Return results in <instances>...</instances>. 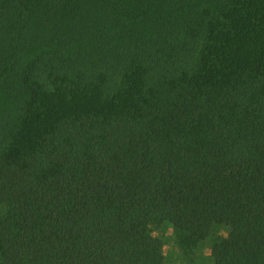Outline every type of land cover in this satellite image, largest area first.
Wrapping results in <instances>:
<instances>
[{"label":"trees","instance_id":"16d2710c","mask_svg":"<svg viewBox=\"0 0 264 264\" xmlns=\"http://www.w3.org/2000/svg\"><path fill=\"white\" fill-rule=\"evenodd\" d=\"M0 91V264H264V0H0Z\"/></svg>","mask_w":264,"mask_h":264},{"label":"rangeland","instance_id":"374dc122","mask_svg":"<svg viewBox=\"0 0 264 264\" xmlns=\"http://www.w3.org/2000/svg\"><path fill=\"white\" fill-rule=\"evenodd\" d=\"M4 104L3 95L0 91V107ZM154 235L158 237L163 242V253L165 255L166 264H181L183 258L178 256L177 249L173 246L172 242V226L166 225L164 228H156ZM201 252L203 256V262L201 263L198 260V253ZM209 248L208 245L202 247V249L197 250L193 255V259L195 263L190 262L189 264H209L207 256H208ZM179 257V258H178ZM200 262V263H198ZM187 264V263H186Z\"/></svg>","mask_w":264,"mask_h":264}]
</instances>
